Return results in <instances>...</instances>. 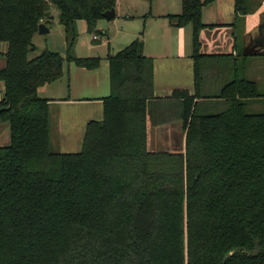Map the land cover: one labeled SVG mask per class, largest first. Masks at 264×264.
Returning <instances> with one entry per match:
<instances>
[{
    "label": "trees",
    "instance_id": "16d2710c",
    "mask_svg": "<svg viewBox=\"0 0 264 264\" xmlns=\"http://www.w3.org/2000/svg\"><path fill=\"white\" fill-rule=\"evenodd\" d=\"M234 0L235 16L249 11ZM180 0L170 26L192 28L194 93L154 95L152 60L137 38L108 55L103 120L86 126L80 152L57 153L49 101L38 92L63 69L100 59L72 55L77 22L96 32L116 0H0V264H264V102L236 66L216 95H204L203 7ZM58 11L66 52L35 58L33 37ZM227 58L228 56H223ZM224 109L211 114L206 102ZM181 125L182 150L148 149V127Z\"/></svg>",
    "mask_w": 264,
    "mask_h": 264
},
{
    "label": "crops",
    "instance_id": "0c3cea01",
    "mask_svg": "<svg viewBox=\"0 0 264 264\" xmlns=\"http://www.w3.org/2000/svg\"><path fill=\"white\" fill-rule=\"evenodd\" d=\"M117 3V0H116ZM249 11L236 18L234 0H215L201 12V21L213 29L200 31V52L207 58L203 61L202 87L204 95H216L229 82L236 66L243 68V74L264 71V0H247ZM116 5V4H115ZM168 8V7H167ZM155 15L159 22H152L151 36L144 38L143 53L152 60L154 95L167 98L173 91L194 93V62L192 59V28L170 26L168 15H179L176 8L165 9ZM116 16V11H115ZM49 29V28H48ZM105 36V35H104ZM97 41V40H94ZM120 48L109 50L93 70L79 68L73 64L64 67L59 81L43 86L38 92L41 99L49 101V120L52 133V147L66 154L80 152L86 126L92 121L103 120V100L110 94V71L108 55H114ZM124 49V48H123ZM223 56H228L224 58ZM5 65L0 59V69ZM257 76L262 83L264 77ZM258 83V82H257ZM52 90L54 97L46 93ZM0 82V99L2 97ZM52 97V98H49ZM220 102H206V106ZM170 126L173 131L181 129L179 123ZM8 142V130L0 125V145Z\"/></svg>",
    "mask_w": 264,
    "mask_h": 264
},
{
    "label": "rangeland",
    "instance_id": "374dc122",
    "mask_svg": "<svg viewBox=\"0 0 264 264\" xmlns=\"http://www.w3.org/2000/svg\"><path fill=\"white\" fill-rule=\"evenodd\" d=\"M115 7L116 16L112 20H99L97 22L96 32L92 34H87L86 25L83 22L79 21L76 23L78 36L72 53L73 56L81 59L101 58L106 55L108 44L109 50L113 52L116 48H120L119 50H121L127 47L137 40V38L143 43L144 38L148 39L149 36H151L152 22L155 23L160 20L155 15L164 13V11H166L165 9L168 8H176L179 12L181 11L180 0H117ZM52 16L53 19L47 27L49 28V32L42 36L37 34L33 37L32 41L35 50L29 54L30 58L39 56L45 50L61 56L65 55L66 44L62 26L58 22V11L53 10ZM93 36L97 37V41L92 39ZM142 54H144L143 49ZM256 73V71L249 70V72L245 74V78L258 82L259 91L264 95V82L262 81V83H260V80H257V76H259L260 73L262 74L261 76L264 77V71H258V75ZM231 76H233V73ZM232 79L231 77L229 81ZM52 92L53 91L50 90L46 95L54 97L55 95ZM39 97H42V95ZM210 101L213 102V100ZM223 109L224 107L221 103H214L210 113L217 114ZM248 113L264 114V102L252 104L248 109ZM172 127L173 126L157 128L148 127V149H150V151L169 149L173 151L182 150L184 134L181 130L173 131ZM51 131L52 130H50V133ZM50 136H53L52 138L57 141V133H52ZM53 150L57 153H62V151L57 149L55 144Z\"/></svg>",
    "mask_w": 264,
    "mask_h": 264
},
{
    "label": "water",
    "instance_id": "95a60500",
    "mask_svg": "<svg viewBox=\"0 0 264 264\" xmlns=\"http://www.w3.org/2000/svg\"><path fill=\"white\" fill-rule=\"evenodd\" d=\"M115 17V9H112L110 11H106L105 14H103V19L105 20H112L113 18ZM49 32V29L45 26V25H40L39 28H38V32L37 34L39 36H42L43 34H46ZM8 141H9V137H8ZM8 144V142H6L5 144L3 145H0L1 146H6Z\"/></svg>",
    "mask_w": 264,
    "mask_h": 264
},
{
    "label": "built area",
    "instance_id": "2783aa9c",
    "mask_svg": "<svg viewBox=\"0 0 264 264\" xmlns=\"http://www.w3.org/2000/svg\"><path fill=\"white\" fill-rule=\"evenodd\" d=\"M92 39H94V40H97V37L96 36H93V38Z\"/></svg>",
    "mask_w": 264,
    "mask_h": 264
}]
</instances>
